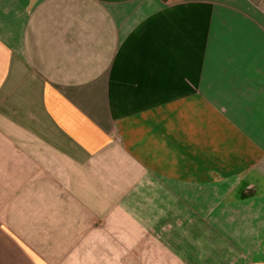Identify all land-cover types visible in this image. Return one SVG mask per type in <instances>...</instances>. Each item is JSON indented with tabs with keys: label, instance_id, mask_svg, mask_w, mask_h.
<instances>
[{
	"label": "crops",
	"instance_id": "0c3cea01",
	"mask_svg": "<svg viewBox=\"0 0 264 264\" xmlns=\"http://www.w3.org/2000/svg\"><path fill=\"white\" fill-rule=\"evenodd\" d=\"M0 264H264V0H0Z\"/></svg>",
	"mask_w": 264,
	"mask_h": 264
}]
</instances>
